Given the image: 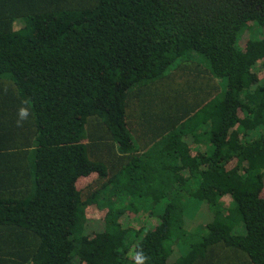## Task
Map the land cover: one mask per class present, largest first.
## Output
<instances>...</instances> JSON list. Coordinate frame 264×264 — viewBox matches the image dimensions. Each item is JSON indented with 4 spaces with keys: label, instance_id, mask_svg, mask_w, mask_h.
I'll return each instance as SVG.
<instances>
[{
    "label": "trees",
    "instance_id": "trees-1",
    "mask_svg": "<svg viewBox=\"0 0 264 264\" xmlns=\"http://www.w3.org/2000/svg\"><path fill=\"white\" fill-rule=\"evenodd\" d=\"M261 69L264 0H0V264H264Z\"/></svg>",
    "mask_w": 264,
    "mask_h": 264
},
{
    "label": "rangeland",
    "instance_id": "rangeland-1",
    "mask_svg": "<svg viewBox=\"0 0 264 264\" xmlns=\"http://www.w3.org/2000/svg\"><path fill=\"white\" fill-rule=\"evenodd\" d=\"M199 57L195 56V60H198ZM206 65L208 66V63L205 61ZM261 67V66H259ZM256 66L255 70L256 72L260 71V68ZM262 71L260 73L264 74V70L261 69ZM264 195V193H263ZM194 199H187V198H183L182 199V204L186 205V204H190L187 207H185L184 209V214H185V220L187 223H192L190 226H192V228H190L191 232L190 233H185L183 234L184 237H187L188 240L190 241H194V243L198 242V240H200V233L198 232L203 225H205L206 223H208L210 221V219L205 218L206 215H201L199 214V211L196 209V206H194L193 204H198L197 201H193ZM225 202L228 203V200H224ZM229 201L231 202V200L229 199ZM232 204V202H231ZM202 235V234H201ZM175 243V242H174ZM177 248L178 251L180 253H182L183 251H186V247L182 244H180L179 242H177Z\"/></svg>",
    "mask_w": 264,
    "mask_h": 264
},
{
    "label": "crops",
    "instance_id": "crops-1",
    "mask_svg": "<svg viewBox=\"0 0 264 264\" xmlns=\"http://www.w3.org/2000/svg\"><path fill=\"white\" fill-rule=\"evenodd\" d=\"M30 163L24 160H7L0 157V188L4 186V183L10 184L16 182L20 185L21 182L26 178V168L29 169ZM13 170L10 172V170ZM15 169V170H14ZM10 177V182L7 178ZM13 187V186H12ZM19 190V189H18ZM2 191L0 192V195Z\"/></svg>",
    "mask_w": 264,
    "mask_h": 264
},
{
    "label": "clouds",
    "instance_id": "clouds-1",
    "mask_svg": "<svg viewBox=\"0 0 264 264\" xmlns=\"http://www.w3.org/2000/svg\"><path fill=\"white\" fill-rule=\"evenodd\" d=\"M28 115H29V110H28V109H26V108H21V109L19 110V116H20L21 119H23V118H27ZM18 126H19V124H18ZM140 257H141L140 264H143V260H145V259H147V258L143 255V253L140 254Z\"/></svg>",
    "mask_w": 264,
    "mask_h": 264
}]
</instances>
